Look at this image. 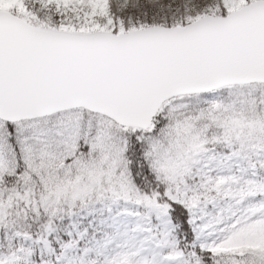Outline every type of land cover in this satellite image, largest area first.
I'll return each instance as SVG.
<instances>
[{"label": "snow or ice", "instance_id": "snow-or-ice-1", "mask_svg": "<svg viewBox=\"0 0 264 264\" xmlns=\"http://www.w3.org/2000/svg\"><path fill=\"white\" fill-rule=\"evenodd\" d=\"M0 264H264V0H0Z\"/></svg>", "mask_w": 264, "mask_h": 264}]
</instances>
